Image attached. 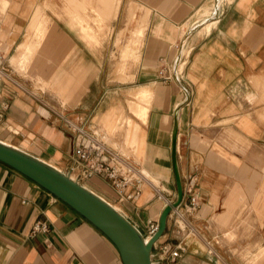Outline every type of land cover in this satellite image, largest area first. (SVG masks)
Returning a JSON list of instances; mask_svg holds the SVG:
<instances>
[{"label": "crops", "instance_id": "0c3cea01", "mask_svg": "<svg viewBox=\"0 0 264 264\" xmlns=\"http://www.w3.org/2000/svg\"><path fill=\"white\" fill-rule=\"evenodd\" d=\"M215 1L0 0V142L64 172L86 140L65 121L82 125L106 147L101 161L142 175L128 199L102 176L82 182L142 235L176 197L175 121L182 200L154 242L153 264H264V103L255 104L250 80L264 63V0H220L216 10ZM204 9L217 19L200 27ZM101 21L108 38L119 34L133 48L132 79L114 87L107 77L98 81L106 53L91 48L99 43L91 28ZM138 27L142 35L131 41ZM131 90L135 100L142 91L151 99L145 119H126L125 142L98 126L111 110L107 123L128 112ZM133 190L130 183L123 195ZM192 193L197 205L187 211ZM37 222L46 228L32 231ZM163 244L177 245L179 257L159 255ZM0 264L122 263L82 216L0 162Z\"/></svg>", "mask_w": 264, "mask_h": 264}, {"label": "water", "instance_id": "95a60500", "mask_svg": "<svg viewBox=\"0 0 264 264\" xmlns=\"http://www.w3.org/2000/svg\"><path fill=\"white\" fill-rule=\"evenodd\" d=\"M170 156L176 197L172 203L162 208L156 230L145 239L133 224L100 196L46 162L0 142V162L50 192L100 231L113 244L122 264H151L152 244L164 230L167 214L182 200V188L175 160V121Z\"/></svg>", "mask_w": 264, "mask_h": 264}, {"label": "rangeland", "instance_id": "374dc122", "mask_svg": "<svg viewBox=\"0 0 264 264\" xmlns=\"http://www.w3.org/2000/svg\"><path fill=\"white\" fill-rule=\"evenodd\" d=\"M220 0H216V6H215V2H214V6H215V10L217 8V3H219ZM215 10H207L204 9L203 12L201 13V15H204L205 21L200 25L203 26L205 23H207L208 21H211L213 19H217V17H212L213 13L215 12ZM95 22V21H94ZM81 30L83 32H86L87 29L83 28L82 26ZM200 27H198L197 29H199ZM140 27H138L137 29H135L133 32H131V37L132 40H134V38L137 40V38L139 36L142 35V31L137 33L136 31L139 29ZM92 32H93V36L95 35V38L97 39V41H99V43H95L94 48L97 55L104 57V53H106V60L105 61H100L101 63V72H100V76L98 78L99 82H103L104 78H108V80L110 81L112 87L119 85L120 83H124L126 81H130L132 79L131 76H129L128 74H126V72L129 70L130 65L134 62V58H131L132 52H133V48L131 47V44H123L122 42H120V40H124L125 38L123 36H120L119 34L115 35L114 37L112 36L111 39L108 38L109 34H110V29L106 28L103 26L102 21L97 25H95L94 27L91 28ZM109 40V44L107 43ZM105 41L104 43H101ZM107 43V44H106ZM93 45V44H92ZM136 47V46H135ZM103 49L104 53L101 52V50ZM26 61H23L21 63L20 66L24 67L26 65ZM97 71V70H95ZM106 74H108L106 76ZM251 80V85L254 88V94L251 96L254 98L255 100V104H260V103H264V63L261 67L260 73L258 76H255L254 79H250ZM112 87L107 91V93L105 94V98L104 101L105 102H110V100L112 101V97H114V91L116 89H112ZM135 90V89H134ZM134 90H131L128 94L130 95V97L127 98L126 101V106H127V110L128 112H123L120 108V113L118 112L116 114V118L112 119L111 121H109L107 123V119L108 116L110 114L111 110L108 114H105L104 116L100 117V123L101 126H98L102 131H104V133L106 135H119L120 139H122V134L125 140V136H126V119L130 118L131 115L134 116L133 110L134 108L136 109H148V103L150 101V97L149 98H143L140 97L139 100H135L134 99ZM142 98V99H141ZM133 108V109H132ZM117 109V110H118ZM121 121H123V124L120 126ZM126 142V140H125ZM124 142V143H125ZM128 146V144H127ZM124 148L126 147V143L123 146ZM132 157L134 159L135 162L139 163V159L134 155V150L133 152L131 151ZM52 162V161H51ZM53 164V162H52ZM59 166V165H58ZM60 167V166H59Z\"/></svg>", "mask_w": 264, "mask_h": 264}, {"label": "built area", "instance_id": "2783aa9c", "mask_svg": "<svg viewBox=\"0 0 264 264\" xmlns=\"http://www.w3.org/2000/svg\"><path fill=\"white\" fill-rule=\"evenodd\" d=\"M1 71V69H0ZM162 74V71H159ZM170 79V76H162L161 80L163 82ZM2 108H5V105H2ZM65 124L68 128L73 129L75 132L83 135L86 138L82 144L76 146L72 149L71 152V161L67 169L62 172L68 175L72 180H75L79 184L92 175H99L109 180L111 187L116 191L117 195L128 199L131 196L138 194V185L142 180V175L138 173L134 167L125 163L123 168H118L115 165H109L107 162L100 160V157L107 153L106 147L102 141H99L94 137L93 134H88L83 129L82 125L72 124L69 120L65 121ZM130 183H134V190L130 194L123 195L125 186ZM170 204V203H168ZM197 199L196 194L192 193L188 196L186 202L184 203L185 210L191 211L196 208ZM179 206V205H178ZM177 206V207H178ZM176 208V207H175ZM44 222L34 223L32 226V231L38 229H45ZM157 228V222L147 221L145 227V234L143 236L150 237ZM154 243L152 244L150 260L153 264V253ZM179 247L176 245L172 249L168 244L161 245L156 252L159 255H162L163 258H167L169 261H174L175 258L179 257Z\"/></svg>", "mask_w": 264, "mask_h": 264}, {"label": "bare ground", "instance_id": "6f19581e", "mask_svg": "<svg viewBox=\"0 0 264 264\" xmlns=\"http://www.w3.org/2000/svg\"><path fill=\"white\" fill-rule=\"evenodd\" d=\"M216 20V19H215ZM211 26V25H210ZM149 94L150 93H148V92H146V91H142L141 93H139L138 95H137V98L139 99L140 97H143L144 99L145 98H148V96H149ZM142 99V98H141ZM133 109V108H132ZM133 113H134V115L136 116V117H139V118H141L142 120L143 119H145V117H146V113H147V109H135L134 108V110H133ZM145 121V120H144ZM49 165H51L52 167H54L52 164H49ZM55 169H56V167H55ZM58 170V169H57ZM102 198V197H101ZM111 205V204H110ZM113 206V205H112ZM118 212H119V209L117 208V207H115V206H113ZM145 239H148V237L147 236H143Z\"/></svg>", "mask_w": 264, "mask_h": 264}]
</instances>
